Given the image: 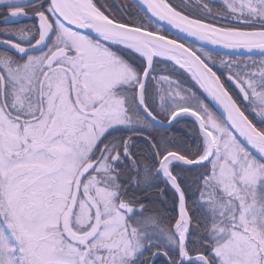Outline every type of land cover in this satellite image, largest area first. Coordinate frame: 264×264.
Here are the masks:
<instances>
[{
  "label": "snow or ice",
  "instance_id": "6c2138e0",
  "mask_svg": "<svg viewBox=\"0 0 264 264\" xmlns=\"http://www.w3.org/2000/svg\"><path fill=\"white\" fill-rule=\"evenodd\" d=\"M0 264H264V0H0Z\"/></svg>",
  "mask_w": 264,
  "mask_h": 264
},
{
  "label": "flooded vegetation",
  "instance_id": "af4514ba",
  "mask_svg": "<svg viewBox=\"0 0 264 264\" xmlns=\"http://www.w3.org/2000/svg\"><path fill=\"white\" fill-rule=\"evenodd\" d=\"M25 23H30V21H24Z\"/></svg>",
  "mask_w": 264,
  "mask_h": 264
}]
</instances>
